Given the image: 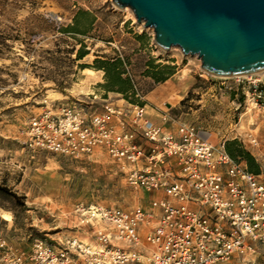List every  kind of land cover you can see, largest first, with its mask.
<instances>
[{
  "label": "rangeland",
  "instance_id": "374dc122",
  "mask_svg": "<svg viewBox=\"0 0 264 264\" xmlns=\"http://www.w3.org/2000/svg\"><path fill=\"white\" fill-rule=\"evenodd\" d=\"M79 12L96 19L87 37L71 31ZM11 36L16 41L5 42L10 50L0 59V187L20 203L0 194V264H35L37 241L56 248L75 239L84 243V211L126 209L144 197L129 190L105 160L76 166L38 151L34 119L74 107L98 115L106 105H141L150 113L154 105L204 138L236 144L253 161L264 157V77L209 76L197 58L156 48L153 32L137 25L130 10L114 9L111 0H0V40ZM80 51L88 55L77 61ZM117 60L133 88L125 96L120 86L106 90L111 84L105 70L95 67ZM165 67L176 69L169 85L146 75ZM85 69L103 73L101 84L88 92L81 87Z\"/></svg>",
  "mask_w": 264,
  "mask_h": 264
},
{
  "label": "built area",
  "instance_id": "2783aa9c",
  "mask_svg": "<svg viewBox=\"0 0 264 264\" xmlns=\"http://www.w3.org/2000/svg\"><path fill=\"white\" fill-rule=\"evenodd\" d=\"M146 108L106 105L88 115L74 107L34 119L38 151L76 166L105 160L144 195L126 209L84 211V243L37 241L34 263L264 264V157H253L257 172L250 173L226 142L204 138L172 111L156 109L155 124Z\"/></svg>",
  "mask_w": 264,
  "mask_h": 264
},
{
  "label": "water",
  "instance_id": "95a60500",
  "mask_svg": "<svg viewBox=\"0 0 264 264\" xmlns=\"http://www.w3.org/2000/svg\"><path fill=\"white\" fill-rule=\"evenodd\" d=\"M163 52L197 58L209 76L264 73V0H111Z\"/></svg>",
  "mask_w": 264,
  "mask_h": 264
},
{
  "label": "trees",
  "instance_id": "16d2710c",
  "mask_svg": "<svg viewBox=\"0 0 264 264\" xmlns=\"http://www.w3.org/2000/svg\"><path fill=\"white\" fill-rule=\"evenodd\" d=\"M86 20L85 25H83L81 23V21ZM95 18L87 13L84 12H79V14L75 17L74 19V27L73 30H71L73 32V34L75 35H79V36H83V37H87L89 34V30L91 29V27L93 26V24L95 23ZM68 31H64V33H67ZM16 41L15 38H13V36L9 37L8 40H4L1 39L0 40V59H3V57L5 56V53L7 51L10 50V48L8 46L5 45L6 41ZM85 49V47H82ZM88 54L84 53V51H80L77 57V61H81L83 60ZM122 63L117 60V61H112V62H99L97 61L95 63V67L99 70H105L106 73V79L107 81L110 82L111 87L107 88L106 90L112 88L113 87H121L120 92H118L119 94L125 96L128 93H133V88L129 82V80H123V77L126 76L125 73H123L120 70ZM175 68H169V67H165L162 68V71L159 72L158 75L156 74H146L147 76H150V78L156 83V84H166L174 75H175ZM64 88L61 90L62 92H64ZM109 91V90H108ZM141 106V105H139ZM143 107V106H141ZM236 148V144H227L226 143V151L229 154V156L234 159V160H239L241 162H245L248 170L250 173H256L257 172V168L255 165V162L246 154L244 153L242 150L238 149L235 150ZM0 194L5 196V197H9L11 198L15 203H20V199L13 193H11L10 190L6 189V188H2L0 187ZM22 208H24L23 204H20Z\"/></svg>",
  "mask_w": 264,
  "mask_h": 264
},
{
  "label": "bare ground",
  "instance_id": "6f19581e",
  "mask_svg": "<svg viewBox=\"0 0 264 264\" xmlns=\"http://www.w3.org/2000/svg\"><path fill=\"white\" fill-rule=\"evenodd\" d=\"M125 12H128V10H125ZM103 77V73L101 71L95 70V69H85L83 71L82 81H81V87L85 92H88L92 88H95L101 84V80ZM215 78H218L219 80H233V79H241V78H263V74H257V75H251V76H232V77H217L213 76Z\"/></svg>",
  "mask_w": 264,
  "mask_h": 264
},
{
  "label": "crops",
  "instance_id": "0c3cea01",
  "mask_svg": "<svg viewBox=\"0 0 264 264\" xmlns=\"http://www.w3.org/2000/svg\"><path fill=\"white\" fill-rule=\"evenodd\" d=\"M170 83H172V82H167L165 85H169ZM174 95H175L174 93L172 95H170V98H173ZM153 106H150L152 109H150V113L148 114L149 115V120L151 122L155 123V124H159L160 120H159L158 115H156V113L154 112L156 110V108L153 107Z\"/></svg>",
  "mask_w": 264,
  "mask_h": 264
}]
</instances>
